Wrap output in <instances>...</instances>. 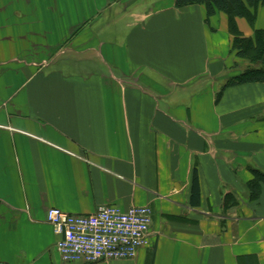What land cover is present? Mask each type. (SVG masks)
I'll return each instance as SVG.
<instances>
[{
	"label": "crops",
	"instance_id": "0c3cea01",
	"mask_svg": "<svg viewBox=\"0 0 264 264\" xmlns=\"http://www.w3.org/2000/svg\"><path fill=\"white\" fill-rule=\"evenodd\" d=\"M232 38L201 4L0 0V264H80L46 212L108 204L148 205L152 245L95 264H264V82L218 96Z\"/></svg>",
	"mask_w": 264,
	"mask_h": 264
},
{
	"label": "built area",
	"instance_id": "2783aa9c",
	"mask_svg": "<svg viewBox=\"0 0 264 264\" xmlns=\"http://www.w3.org/2000/svg\"><path fill=\"white\" fill-rule=\"evenodd\" d=\"M46 219L59 236L55 247L65 262L95 264L132 259L139 249L152 245V211L148 205L124 210L108 204L90 214L50 208Z\"/></svg>",
	"mask_w": 264,
	"mask_h": 264
},
{
	"label": "trees",
	"instance_id": "16d2710c",
	"mask_svg": "<svg viewBox=\"0 0 264 264\" xmlns=\"http://www.w3.org/2000/svg\"><path fill=\"white\" fill-rule=\"evenodd\" d=\"M264 0H174L176 8L192 4L204 5L206 11V22L216 12H223L228 18V30L232 34V50L236 56L249 60L250 67L230 78L219 90L218 96L224 88L230 85L264 82V29H256L257 9ZM243 17L253 28V36L245 37L238 29L236 18ZM264 182V173L254 171V178L248 183L250 196L257 197L260 193V186ZM197 176L193 178L192 198L198 199Z\"/></svg>",
	"mask_w": 264,
	"mask_h": 264
},
{
	"label": "rangeland",
	"instance_id": "374dc122",
	"mask_svg": "<svg viewBox=\"0 0 264 264\" xmlns=\"http://www.w3.org/2000/svg\"><path fill=\"white\" fill-rule=\"evenodd\" d=\"M264 2L262 4L259 5V7L261 5H263ZM258 7V8H259ZM258 10V9H257ZM262 14V13H261ZM260 14V15H261ZM25 16H29V18L26 17V20L29 21V25L34 21L33 19V15L32 14H28L26 13ZM40 16V20L44 21V22H48L49 21V24L52 22V21H57V22H60V18L59 16L57 18H55L54 16L51 15V19H50V15H46V14H41L39 15ZM54 17V18H53ZM262 15L259 17V21L257 23V25L261 28H264V24L262 23ZM256 22V20H255ZM34 23H32L29 28H32ZM255 26V24H254ZM253 36V35H252ZM245 37H251V36H245ZM235 54H236V51L235 50H232ZM252 66V64L250 65L249 63V60H246V59H241L240 58V61H236L233 63L232 67H231V71H233L234 74L232 75H228L226 78H225V82L228 81L230 78L234 77L235 75L239 74L240 72H242L246 67H250Z\"/></svg>",
	"mask_w": 264,
	"mask_h": 264
}]
</instances>
